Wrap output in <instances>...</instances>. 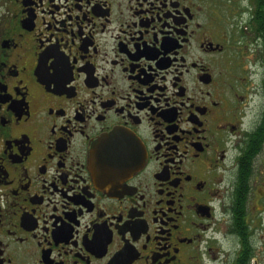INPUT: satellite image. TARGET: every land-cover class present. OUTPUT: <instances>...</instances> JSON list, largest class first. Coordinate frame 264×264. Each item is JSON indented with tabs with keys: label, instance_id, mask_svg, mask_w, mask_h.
<instances>
[{
	"label": "flooded vegetation",
	"instance_id": "af4514ba",
	"mask_svg": "<svg viewBox=\"0 0 264 264\" xmlns=\"http://www.w3.org/2000/svg\"><path fill=\"white\" fill-rule=\"evenodd\" d=\"M0 264H264V0H0Z\"/></svg>",
	"mask_w": 264,
	"mask_h": 264
}]
</instances>
